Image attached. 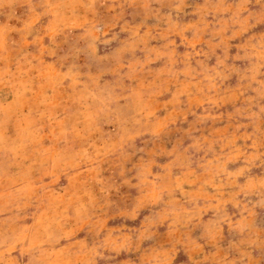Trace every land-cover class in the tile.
Listing matches in <instances>:
<instances>
[{
    "label": "rangeland",
    "instance_id": "rangeland-1",
    "mask_svg": "<svg viewBox=\"0 0 264 264\" xmlns=\"http://www.w3.org/2000/svg\"><path fill=\"white\" fill-rule=\"evenodd\" d=\"M0 264H264V0H0Z\"/></svg>",
    "mask_w": 264,
    "mask_h": 264
}]
</instances>
